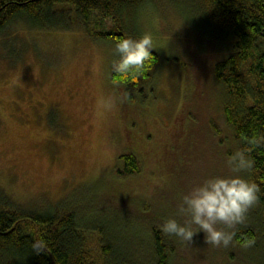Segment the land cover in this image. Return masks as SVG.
<instances>
[{"label": "rangeland", "instance_id": "1", "mask_svg": "<svg viewBox=\"0 0 264 264\" xmlns=\"http://www.w3.org/2000/svg\"><path fill=\"white\" fill-rule=\"evenodd\" d=\"M122 19L129 33L151 34L160 55L134 99L110 79L115 42L83 26L19 21L0 36V188L27 207L91 208L100 223H114L118 248L142 253L148 223L173 217L181 192L229 174L226 158L238 146L212 65L230 45L197 11L171 0H142L135 20ZM127 150L139 158L140 171L122 176L117 157ZM250 223L262 243L264 211L257 203L234 231ZM168 237L171 264H264L262 247H242L235 238L213 247L202 231L190 242Z\"/></svg>", "mask_w": 264, "mask_h": 264}, {"label": "trees", "instance_id": "2", "mask_svg": "<svg viewBox=\"0 0 264 264\" xmlns=\"http://www.w3.org/2000/svg\"><path fill=\"white\" fill-rule=\"evenodd\" d=\"M171 1L174 6L197 11L213 33L229 36L224 40L230 45L228 53L213 61L212 72L224 92L221 106L238 149H251L253 168L244 175L260 186L257 204L264 211V0ZM141 2L0 0V36L21 21L31 27L79 25L94 37L113 42L128 36L138 39L141 36L129 33L122 18L135 20ZM152 54V63L144 74L123 84L128 98L134 99L135 93L143 91L151 81L160 61L155 49ZM110 79H115L112 65ZM252 137L259 142L249 145L244 138ZM117 158V174L140 171V160L133 151H124ZM90 211L75 202L27 207L0 188V264H171L174 245L157 222L148 223L149 239L140 242L143 252L139 253L118 248L114 223H100L99 216H90ZM94 232L96 240L92 244L89 235ZM235 233L239 243L251 238L255 248L264 250V239L261 238L262 243L257 241L260 232L252 223L239 227Z\"/></svg>", "mask_w": 264, "mask_h": 264}, {"label": "clouds", "instance_id": "3", "mask_svg": "<svg viewBox=\"0 0 264 264\" xmlns=\"http://www.w3.org/2000/svg\"><path fill=\"white\" fill-rule=\"evenodd\" d=\"M152 49H155L153 37L148 33L138 39L128 36L117 40L114 55L118 59L112 63L113 83L126 84L142 76L152 63ZM244 139L249 145L259 142L256 137ZM250 151V148L236 149L227 156L229 174L208 176L181 192L175 215L160 225L162 233L190 242L202 231L206 244L228 247L236 235L234 229L244 223L260 198V186L244 175L253 168ZM254 243V239L247 238L241 246L250 247Z\"/></svg>", "mask_w": 264, "mask_h": 264}]
</instances>
